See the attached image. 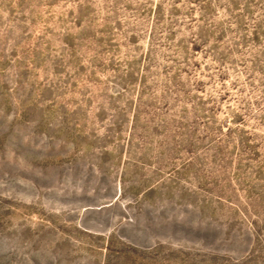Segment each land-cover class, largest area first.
Listing matches in <instances>:
<instances>
[{"label": "rangeland", "instance_id": "1", "mask_svg": "<svg viewBox=\"0 0 264 264\" xmlns=\"http://www.w3.org/2000/svg\"><path fill=\"white\" fill-rule=\"evenodd\" d=\"M0 264H264V0H0Z\"/></svg>", "mask_w": 264, "mask_h": 264}]
</instances>
